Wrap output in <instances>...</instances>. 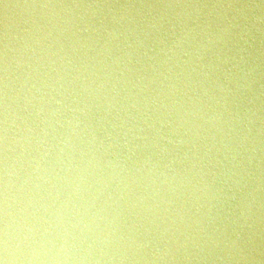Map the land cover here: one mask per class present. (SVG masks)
<instances>
[{
  "label": "water",
  "instance_id": "95a60500",
  "mask_svg": "<svg viewBox=\"0 0 264 264\" xmlns=\"http://www.w3.org/2000/svg\"><path fill=\"white\" fill-rule=\"evenodd\" d=\"M0 264H264V0H0Z\"/></svg>",
  "mask_w": 264,
  "mask_h": 264
}]
</instances>
